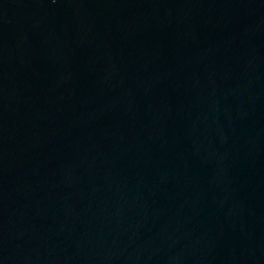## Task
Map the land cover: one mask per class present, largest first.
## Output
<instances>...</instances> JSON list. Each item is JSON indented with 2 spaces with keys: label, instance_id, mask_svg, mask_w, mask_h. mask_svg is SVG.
I'll list each match as a JSON object with an SVG mask.
<instances>
[{
  "label": "water",
  "instance_id": "95a60500",
  "mask_svg": "<svg viewBox=\"0 0 264 264\" xmlns=\"http://www.w3.org/2000/svg\"><path fill=\"white\" fill-rule=\"evenodd\" d=\"M0 264H264V0H0Z\"/></svg>",
  "mask_w": 264,
  "mask_h": 264
}]
</instances>
